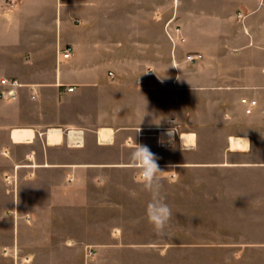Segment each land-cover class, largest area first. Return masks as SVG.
<instances>
[{
    "label": "crops",
    "instance_id": "0c3cea01",
    "mask_svg": "<svg viewBox=\"0 0 264 264\" xmlns=\"http://www.w3.org/2000/svg\"><path fill=\"white\" fill-rule=\"evenodd\" d=\"M5 77L23 85L0 98V264L63 249L26 217L77 198L65 184L103 182L94 169L133 168L135 143L159 167L199 169L200 264H264V0H0ZM177 134L185 153L163 149Z\"/></svg>",
    "mask_w": 264,
    "mask_h": 264
},
{
    "label": "rangeland",
    "instance_id": "374dc122",
    "mask_svg": "<svg viewBox=\"0 0 264 264\" xmlns=\"http://www.w3.org/2000/svg\"><path fill=\"white\" fill-rule=\"evenodd\" d=\"M79 13L86 15L87 11L79 9ZM175 31L178 32L176 28ZM180 136L177 134L175 146L163 149L185 153ZM160 169L163 171L159 174L162 195L172 210L164 235H158L146 218L150 194L144 190L138 170L131 167L94 169L93 177L102 175L103 182L73 184L70 188L65 184V193L76 191L77 198L56 204L62 206L53 211L55 215L26 217L31 225L36 219V224L47 227L48 241L64 248L49 247L42 256H32L26 262L20 260L21 264H119L122 260L132 264H200L199 169L169 166ZM55 171L48 175L59 179ZM50 186H47L49 199L55 193L50 189L57 185ZM34 191L39 192V185ZM39 235L37 232L36 236ZM73 238L79 245L68 246L66 240ZM81 243L92 244L94 255L87 258Z\"/></svg>",
    "mask_w": 264,
    "mask_h": 264
},
{
    "label": "clouds",
    "instance_id": "9594fccd",
    "mask_svg": "<svg viewBox=\"0 0 264 264\" xmlns=\"http://www.w3.org/2000/svg\"><path fill=\"white\" fill-rule=\"evenodd\" d=\"M130 164L138 170L143 188L150 194L145 215L158 235H164L172 218V210L162 195L161 171L157 157L145 146L135 143L130 155Z\"/></svg>",
    "mask_w": 264,
    "mask_h": 264
},
{
    "label": "built area",
    "instance_id": "2783aa9c",
    "mask_svg": "<svg viewBox=\"0 0 264 264\" xmlns=\"http://www.w3.org/2000/svg\"><path fill=\"white\" fill-rule=\"evenodd\" d=\"M237 16L238 18L241 20V21H244L246 15L242 12V11H239L237 13ZM173 19H171L169 21L172 22ZM168 23V24H169ZM179 26L177 25L176 26V29L179 31ZM170 35V34H169ZM171 39L174 40V38L170 35ZM72 57V51H71V48L70 47H67L64 49V51L62 52V58L65 59V60H68ZM198 56L197 55H189L188 56V60L190 61H194L195 59H197ZM111 75H113L112 72H110ZM1 85H2V88L0 89V98L1 99H4V100H12V99H15L18 97L19 95V88L22 87V83L21 81L18 79V78H15V77H11V78H8V77H5L1 80ZM74 87H69L68 90H73ZM35 94H33L34 96ZM256 104V100H252L250 102V107H248L247 109V112H251L252 111V107ZM173 131L174 133H177V130H178V122H177V118L176 117H170L169 120H168V126L165 127V128H162L160 131H159V142L162 146H168V145H171L174 143V139H168V140H164L162 138V132H165V131ZM182 144L185 148H191L193 146V143H185L184 141H182ZM75 241L73 240H70L69 241V244H74ZM95 253L94 251V248L93 247H86V255L87 257H90V256H93Z\"/></svg>",
    "mask_w": 264,
    "mask_h": 264
},
{
    "label": "bare ground",
    "instance_id": "6f19581e",
    "mask_svg": "<svg viewBox=\"0 0 264 264\" xmlns=\"http://www.w3.org/2000/svg\"><path fill=\"white\" fill-rule=\"evenodd\" d=\"M29 133H30L29 131L24 130V129H16V130H14V137L16 139H24V138H26L29 135ZM53 133H56V131L54 130L53 132H51V135H54ZM173 136H174V133H173L172 130L171 131L162 132V138L164 140L174 139ZM182 139H183V141L185 143H190V141H191L192 138H191V136H188V135L185 136V135H183Z\"/></svg>",
    "mask_w": 264,
    "mask_h": 264
}]
</instances>
